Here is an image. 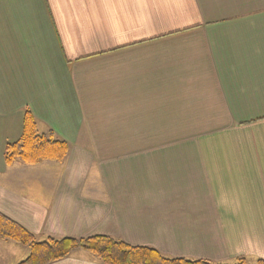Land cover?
Segmentation results:
<instances>
[{
  "label": "crops",
  "instance_id": "crops-1",
  "mask_svg": "<svg viewBox=\"0 0 264 264\" xmlns=\"http://www.w3.org/2000/svg\"><path fill=\"white\" fill-rule=\"evenodd\" d=\"M26 109L62 161L5 163ZM0 213L37 241L264 259V0H0ZM28 254L0 239V264Z\"/></svg>",
  "mask_w": 264,
  "mask_h": 264
},
{
  "label": "trees",
  "instance_id": "trees-1",
  "mask_svg": "<svg viewBox=\"0 0 264 264\" xmlns=\"http://www.w3.org/2000/svg\"><path fill=\"white\" fill-rule=\"evenodd\" d=\"M68 151L65 141L53 134L37 132L32 113L23 114L21 136L4 146L3 157L7 165L15 160L27 164H38L46 159L62 161ZM0 239L9 240L29 247L28 256L19 264H49L69 255L75 249L91 253L103 264H223L204 260L167 258L157 250L146 246H131L108 236L87 238H47L37 241L35 236L15 221L0 213ZM233 264H264V259L247 263L240 258Z\"/></svg>",
  "mask_w": 264,
  "mask_h": 264
},
{
  "label": "rangeland",
  "instance_id": "rangeland-1",
  "mask_svg": "<svg viewBox=\"0 0 264 264\" xmlns=\"http://www.w3.org/2000/svg\"><path fill=\"white\" fill-rule=\"evenodd\" d=\"M214 11H213V14H217V15H220V14H223L225 11H224V8H213ZM240 8H231V11L232 10H238Z\"/></svg>",
  "mask_w": 264,
  "mask_h": 264
}]
</instances>
